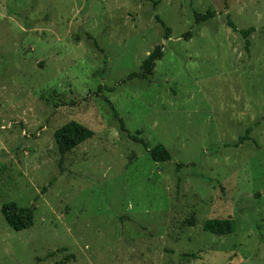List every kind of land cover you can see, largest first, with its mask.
<instances>
[{
	"label": "rangeland",
	"instance_id": "374dc122",
	"mask_svg": "<svg viewBox=\"0 0 264 264\" xmlns=\"http://www.w3.org/2000/svg\"><path fill=\"white\" fill-rule=\"evenodd\" d=\"M0 264H264V0H0Z\"/></svg>",
	"mask_w": 264,
	"mask_h": 264
},
{
	"label": "trees",
	"instance_id": "16d2710c",
	"mask_svg": "<svg viewBox=\"0 0 264 264\" xmlns=\"http://www.w3.org/2000/svg\"><path fill=\"white\" fill-rule=\"evenodd\" d=\"M158 1L153 3V6L155 7ZM213 12L210 10H207L203 14H194V20L195 23H201L205 22L209 18H212ZM157 21L161 23V25L164 26V24L161 22V20L156 17ZM232 28L234 26L232 23L229 21V24ZM236 29V28H234ZM253 28L250 27L246 30H243L240 32L242 37L244 38L245 41V49L248 50L249 47V35L251 32H253ZM165 31L168 33L169 29L165 28ZM166 35V39L169 38V36ZM162 57V52L160 47H155L143 60L142 65H141V72L139 73H130L127 76V79H133V78H138L141 80L147 79L150 75H152V71L155 65V62L160 60ZM120 123V130L121 131H126L125 127L123 125L122 120L119 119ZM248 132V129L246 130V133ZM93 136V132L86 128L85 126L81 125L78 122L75 121H69L66 124L62 125L58 129H56L53 133V138L57 147V151L60 155H63L77 146H79L81 143L86 141L87 139L91 138ZM246 135L240 136L239 137V142L244 140ZM130 138L142 144V146L146 149L148 152V155L150 159L155 162V163H164L168 162L171 159V155L169 151L166 149V147L162 144H156L155 146L149 148L147 143H145L142 139L138 138L137 136H130ZM233 145H236L233 144ZM179 168L180 165H177ZM54 180L50 181L47 186H50ZM47 186L42 189V192H45L47 189ZM33 207H22L18 206L14 202H8L2 205L1 207V212L2 215L8 224V226L14 230V231H21L24 229L29 228L32 223H33ZM202 229L205 232H209L215 235H224V234H229L234 232L235 230V225L234 223L229 220V219H208L205 220L202 223ZM65 249H61V251H64ZM50 256V255H49ZM181 257L185 259L186 257H193L194 255H189V254H181ZM68 258H72V256H69ZM66 258V259H68Z\"/></svg>",
	"mask_w": 264,
	"mask_h": 264
}]
</instances>
